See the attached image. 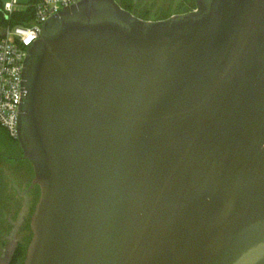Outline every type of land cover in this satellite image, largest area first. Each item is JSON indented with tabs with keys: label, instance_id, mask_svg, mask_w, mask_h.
I'll use <instances>...</instances> for the list:
<instances>
[{
	"label": "water",
	"instance_id": "1",
	"mask_svg": "<svg viewBox=\"0 0 264 264\" xmlns=\"http://www.w3.org/2000/svg\"><path fill=\"white\" fill-rule=\"evenodd\" d=\"M196 3L151 20L80 0L44 23L18 123L41 189L25 264H264V0Z\"/></svg>",
	"mask_w": 264,
	"mask_h": 264
},
{
	"label": "built area",
	"instance_id": "2",
	"mask_svg": "<svg viewBox=\"0 0 264 264\" xmlns=\"http://www.w3.org/2000/svg\"><path fill=\"white\" fill-rule=\"evenodd\" d=\"M80 0H18L0 2V127L18 139L19 111L24 97V62L28 48L40 38L44 23ZM34 8L28 24L12 23L16 12Z\"/></svg>",
	"mask_w": 264,
	"mask_h": 264
},
{
	"label": "trees",
	"instance_id": "3",
	"mask_svg": "<svg viewBox=\"0 0 264 264\" xmlns=\"http://www.w3.org/2000/svg\"><path fill=\"white\" fill-rule=\"evenodd\" d=\"M121 6L125 9H128L135 13L137 16L143 19H151L152 16H156L155 20L166 19L176 13H185L197 8L196 0H117ZM34 17V8L29 7L23 11L16 12L11 18L12 23H23L28 24L31 22ZM10 136V135H9ZM11 144L8 148L0 150V155L5 160H26V167H17L13 172L19 174V177L28 176L29 179L33 174V165L32 163L23 157V152L19 145L18 139L11 137ZM15 161V162H16ZM5 166V173L7 175L14 174L9 171V168L12 167V162ZM14 162V163H15ZM7 163V162H6ZM20 163V162H19ZM16 165H19L16 162ZM41 190V189H40ZM6 210V205L0 207V246L3 243V239L6 238V233L8 226L6 220L3 218L4 212ZM2 239V240H1ZM1 249V248H0ZM27 254V243H22L16 250L13 259L10 264H25Z\"/></svg>",
	"mask_w": 264,
	"mask_h": 264
},
{
	"label": "rangeland",
	"instance_id": "4",
	"mask_svg": "<svg viewBox=\"0 0 264 264\" xmlns=\"http://www.w3.org/2000/svg\"><path fill=\"white\" fill-rule=\"evenodd\" d=\"M7 1H11V0H0L2 4H4ZM18 1L19 3L23 5H28L31 0H18ZM155 17L156 16H152L151 20H155ZM10 140L11 138L8 132L4 128L0 127V150L8 148L11 144ZM15 161L16 160H10V162H12L11 165L13 167V168H9L10 172H13L14 169H16L17 167H26L28 163L26 160H23V161L18 160L16 162H18L19 165H16ZM8 162L9 160L7 161L3 159V157L0 155V207L1 206L3 207L4 205H6V210L3 209V212H4L3 218L6 220V223L8 226L6 238L3 239L4 245L2 244L0 246L1 250L8 243V237L11 235V232L15 225L13 224V222L14 223L17 222L19 216L21 215L23 211V208L25 207L24 205L25 198L23 197L24 196L23 193L29 188L32 180L35 177L34 168H33V174L30 179L28 176L19 177V174H17L16 172H13L14 174L10 176L7 175L5 173V170H6L5 166L8 165ZM40 195H41V190H40V187L37 185L34 190V200H33L34 203L30 207V213H29L30 216L27 219V225L25 226L23 230L24 231L23 238H24L25 243H27V250L33 238V231L30 228V226H31L32 216L35 211L36 205L39 201ZM26 228H30L31 232L29 231L28 233ZM25 235H28V236L25 237ZM19 238H21V234L17 233L15 236V239H19Z\"/></svg>",
	"mask_w": 264,
	"mask_h": 264
},
{
	"label": "flooded vegetation",
	"instance_id": "5",
	"mask_svg": "<svg viewBox=\"0 0 264 264\" xmlns=\"http://www.w3.org/2000/svg\"><path fill=\"white\" fill-rule=\"evenodd\" d=\"M36 186L37 185H34L28 192L23 193L24 194L23 197L25 198V203H24L25 207L23 208V211H22L21 215L19 216L17 222H15V223L13 222V224H15V225H14V228L11 232V235L8 237V241H10L11 239L15 238L17 233L21 234V238L17 239L18 240L17 248L22 244V241H23V243H25L24 238H23V236H24L23 230H24L25 226L27 225V219L30 216L29 215L30 207L34 203V201H33L34 200V190H35ZM30 228L32 229L31 226H30ZM30 228H26L28 233H29V231L31 232ZM27 236L28 235H25V237H27ZM22 238H23V240H22ZM4 248H5V246H4ZM4 248H2V250L0 249V256H2L4 254ZM17 248H16V250H17ZM16 250H15V252H16Z\"/></svg>",
	"mask_w": 264,
	"mask_h": 264
}]
</instances>
